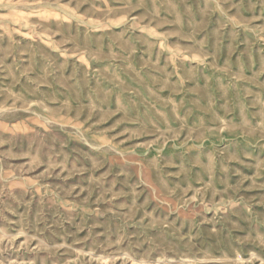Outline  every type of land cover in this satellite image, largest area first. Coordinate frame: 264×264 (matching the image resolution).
<instances>
[{
	"label": "rangeland",
	"instance_id": "1",
	"mask_svg": "<svg viewBox=\"0 0 264 264\" xmlns=\"http://www.w3.org/2000/svg\"><path fill=\"white\" fill-rule=\"evenodd\" d=\"M0 264H264V0H0Z\"/></svg>",
	"mask_w": 264,
	"mask_h": 264
}]
</instances>
